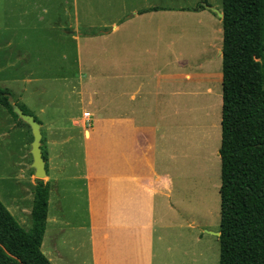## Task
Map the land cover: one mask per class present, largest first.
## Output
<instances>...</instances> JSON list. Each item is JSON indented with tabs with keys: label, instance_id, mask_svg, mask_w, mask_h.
<instances>
[{
	"label": "rangeland",
	"instance_id": "374dc122",
	"mask_svg": "<svg viewBox=\"0 0 264 264\" xmlns=\"http://www.w3.org/2000/svg\"><path fill=\"white\" fill-rule=\"evenodd\" d=\"M200 2L0 0V89L8 90L10 99L42 124L43 154L47 142L44 126L55 121L54 125L61 124L68 131L67 143H60L64 141L63 136L55 139L57 144L51 146L53 153L50 154L54 158L47 169V177L42 180L50 189L49 224L42 249L56 256L54 264H91L88 253L92 234L88 229L84 181L85 147L81 129L72 126L70 120L72 117L79 119L84 108L91 110L93 106H88L86 100L80 103L77 95H71L70 88L78 87L79 77L83 85L90 84L92 67H95L92 61L101 67L106 65L98 63L99 59L113 57L116 61L112 64L123 60V55L100 57L101 54L95 53L98 49L87 50V44L82 53L83 71L79 76L75 67L73 37L84 38L85 44L86 38L105 32L109 34L113 25L124 23L146 5L162 9H192L189 12H193ZM207 3L221 12V0H207ZM209 14L214 17V22L206 24L202 20L199 27L203 30L198 33H184V25L174 22L162 28V36L164 33L173 35V59H185L182 68L176 71L172 66L173 72H168L161 55L165 70L161 72L160 81H170L173 91L177 80L178 87L182 88L180 84L183 82L187 88L193 89L179 96V115L172 126L176 145L170 163L172 175L177 176L178 204L185 210L175 209V219L180 226H185L187 235L183 228L170 232L174 236L171 251L162 258L166 264H219L222 44L220 40L211 41V37L217 34L215 21L220 19L211 12ZM219 23L222 27L221 20ZM122 35L123 32L117 34ZM207 42L212 43L208 49ZM168 74L173 75V79ZM99 99L100 102L107 101L104 96ZM84 121L89 122L90 127V118H84ZM165 121H161L162 131ZM30 138V129L0 105V201L25 231L32 227L29 213L38 181L29 168L32 162ZM89 159L93 173L103 175L109 166L110 151L99 149L96 143L89 150ZM132 170H136L134 166ZM95 238L99 239V236L95 234ZM182 242L183 250L179 247ZM180 250H186V255L182 256Z\"/></svg>",
	"mask_w": 264,
	"mask_h": 264
},
{
	"label": "crops",
	"instance_id": "0c3cea01",
	"mask_svg": "<svg viewBox=\"0 0 264 264\" xmlns=\"http://www.w3.org/2000/svg\"><path fill=\"white\" fill-rule=\"evenodd\" d=\"M189 11L192 9H162L146 5L124 23L113 25L109 34L86 38L85 44L84 38L73 37L75 67L79 76L83 71L82 53L87 44V50L98 49L95 53L101 54L100 57L123 55V60L117 64H112L116 61L113 57L99 59L98 63L106 65L101 67L92 61L95 67H92L90 84L83 85L79 77L78 87L70 88L71 95H77L80 103L86 100L88 106L94 107V110L93 107L91 110L84 108L79 119L72 117L70 120L72 126L81 129L85 147L84 181L88 229L92 234L88 253L91 264H166L162 258L171 251L174 236L170 232L177 228L185 231V226H180L175 219V209L185 210L178 204L177 176L172 175L170 164L176 145L172 126L179 115L180 93L187 94L193 89L187 88L183 82L180 84L182 88L178 87L177 80L173 91L170 81L162 82L160 78L165 67L168 72H173L172 66L178 71L185 59H173V35L164 33L162 36L163 26L181 23L184 33H198L203 30L199 27L202 20L206 24L214 22V17L205 9ZM219 22L215 21L216 36L210 37L213 43L220 40L222 44ZM119 32L123 35L117 36ZM211 45L207 42V49ZM161 55L165 67L161 64ZM168 75L173 79V75ZM103 96L106 102H100L99 97ZM86 111L91 116L90 127L83 118ZM162 119L166 120L163 131ZM55 123L44 126L47 142L42 155L46 158V173L54 158L50 153H53L51 146L57 144L55 139L64 136L62 144L69 139L67 129ZM96 143L99 149L110 151L109 166L103 175H95L90 169L89 150ZM132 166L136 169L134 172ZM48 224L47 214L46 230ZM185 243L188 247V242ZM179 247L183 250L184 242L179 243ZM42 248L43 241L42 254L54 264L56 256ZM180 253L184 256L186 250H180Z\"/></svg>",
	"mask_w": 264,
	"mask_h": 264
},
{
	"label": "trees",
	"instance_id": "16d2710c",
	"mask_svg": "<svg viewBox=\"0 0 264 264\" xmlns=\"http://www.w3.org/2000/svg\"><path fill=\"white\" fill-rule=\"evenodd\" d=\"M221 13L219 264H264V0H221ZM9 98L0 89V105L17 118ZM48 196L37 181L29 231L0 201V264H51L41 250Z\"/></svg>",
	"mask_w": 264,
	"mask_h": 264
},
{
	"label": "water",
	"instance_id": "95a60500",
	"mask_svg": "<svg viewBox=\"0 0 264 264\" xmlns=\"http://www.w3.org/2000/svg\"><path fill=\"white\" fill-rule=\"evenodd\" d=\"M203 7L214 14L218 19L223 18V14L205 4H203ZM9 105L12 108L13 113L16 115V117L24 123L26 126L29 127L31 131V144H30V155L32 158L31 162V169L34 172V177L38 181H42L47 177L46 168H45V161L43 159L42 151H41V127L40 124L34 119L33 116L24 114L23 111L9 98Z\"/></svg>",
	"mask_w": 264,
	"mask_h": 264
},
{
	"label": "built area",
	"instance_id": "2783aa9c",
	"mask_svg": "<svg viewBox=\"0 0 264 264\" xmlns=\"http://www.w3.org/2000/svg\"><path fill=\"white\" fill-rule=\"evenodd\" d=\"M83 117H84V118H87V119L91 118V116H90L89 113H85V114H83Z\"/></svg>",
	"mask_w": 264,
	"mask_h": 264
}]
</instances>
